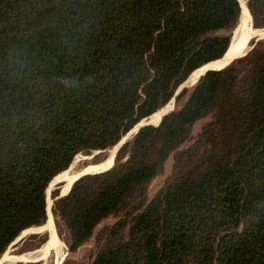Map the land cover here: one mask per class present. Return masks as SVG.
<instances>
[{
  "label": "trees",
  "instance_id": "16d2710c",
  "mask_svg": "<svg viewBox=\"0 0 264 264\" xmlns=\"http://www.w3.org/2000/svg\"><path fill=\"white\" fill-rule=\"evenodd\" d=\"M244 1L248 26L264 29V0ZM241 11L237 0H0V258L45 225V191L77 155L115 147L223 59L231 39L216 33ZM58 195L70 252L115 219L93 264H264V42Z\"/></svg>",
  "mask_w": 264,
  "mask_h": 264
},
{
  "label": "rangeland",
  "instance_id": "374dc122",
  "mask_svg": "<svg viewBox=\"0 0 264 264\" xmlns=\"http://www.w3.org/2000/svg\"><path fill=\"white\" fill-rule=\"evenodd\" d=\"M235 30L219 32V33H216V36H226V37H230L231 39ZM261 41L264 42V40H261ZM185 82H187L185 84L186 87L180 90L176 94V96L173 97L174 100L172 101L173 99L172 98L171 101L168 102L167 105L161 109L162 111L159 110L158 112H162V113L168 112V111L172 112V111L181 109V107L187 101L188 96L190 95L193 89L192 86L196 83V82L190 83L188 79ZM206 121H208V119L201 120L195 124L193 128V133H192L194 137L192 139H194L195 136L200 132L201 128L205 125ZM134 135H135V132L128 135L129 137L126 139V141L128 142L132 140ZM113 149L114 148H111V149H107V150L100 151L97 153H81L79 158L77 159V162L71 163L70 169L72 172H75L78 169L83 170V167L84 169H87L91 165L99 163L103 159H105V157H107L110 151ZM205 150L206 148L204 149V151ZM118 151L116 152V154L114 151V155H115V159L113 162L114 165H116V155ZM124 158L125 156H122V158L119 159V163H122L124 161ZM172 166H173V154H171L165 161L161 174H159L156 178H154L151 181L148 187V191H147V201L152 200L155 197V195L158 193V191L164 186L166 181L171 176ZM64 181L65 179H63L58 184H61V183L64 184ZM54 192H58V190H56V186L51 187L50 192H49V197L52 203H53L52 194ZM52 216H53V224H54L57 237L59 241H61V244H62V248L60 249V253L58 256L59 258L62 257V262L60 264H93L101 247L104 245L105 230L115 222V219L113 217L105 219L95 228L92 237L84 245L79 247L77 250L70 252L67 246V233L62 223L54 215L53 210H52ZM45 233H46L45 230H38V231H33L27 234H21L19 238L17 239V241H15V243L12 246L6 249L5 254L0 258L1 264L6 263L11 257L13 258H16L19 256L27 257L28 255H30V257H35L36 251L40 250V248H42L44 244H46L47 239H46ZM44 254H41L40 256L32 260L20 262L18 264H29V263L30 264H55V261H56L55 258H52L51 255H49L47 258V252H45Z\"/></svg>",
  "mask_w": 264,
  "mask_h": 264
},
{
  "label": "bare ground",
  "instance_id": "6f19581e",
  "mask_svg": "<svg viewBox=\"0 0 264 264\" xmlns=\"http://www.w3.org/2000/svg\"><path fill=\"white\" fill-rule=\"evenodd\" d=\"M242 3V11L240 14V19H239V24L237 26V29L235 30V32L232 35V39L230 40V49L228 50V52L225 54V56H223L220 61H217L213 64H210L209 66L203 67L198 69L197 71H195L193 73V75L188 79V81L190 83H195L197 81V79L206 71V70H210V69H220L223 66H225L227 63H229V61L231 59H233V57L237 56L238 54L241 53V49L243 47L244 44V36L249 34V32H252L254 38H258V39H264V29L262 30H256L253 31L251 30V26H250V17H249V26L247 24V7L246 5H244L245 3H243L242 0H238ZM239 2L240 6L241 3ZM247 24V31L244 30L245 26ZM188 82V83H189ZM187 82H185L184 84H186ZM162 111V110H161ZM169 112V111H168ZM167 112H158L157 114L143 120L140 122V124L146 123V124H152L151 122L155 119H158L160 117L163 116V114H165ZM160 119L158 120V123L160 121ZM154 123V122H153ZM157 123V124H158ZM156 124V125H157ZM137 127H135L130 134L134 133ZM129 137V136H128ZM127 137V138H128ZM116 147H114L113 150L110 151V153L108 154L107 157H105V159H103L101 162L96 163L94 165H91L90 167H88L87 169H80L77 172H72L69 170H66L62 173H60L59 175H57L48 185V189L46 191V212H47V221L45 223L44 226L40 227V228H34V229H30V230H26L24 231L22 234H27L33 231H38V230H45V235H46V244H44V246L42 248H40V250L36 251L35 253V257H30V255H28L27 257L24 256H19L16 258L11 257L6 263L4 264H18L20 262H24V261H28V260H32L34 258H37L38 256H40L41 254H44L45 252H47V258L49 255H51L52 258H55V264H60L62 262V257H58L59 253H60V249L62 248V244L61 241H59L55 228H54V224H53V216H52V208H51V199L49 197V192L51 187H53L54 185L60 183L63 179H65L64 184L62 187H60L59 191L61 192V194H65L68 189L70 188L71 184L82 174H89V173H97V172H101L104 170H107L108 168H110L113 165L114 162V151ZM80 154L77 155L74 160L73 163L77 162V159L79 158ZM71 167V166H70ZM65 246V245H64ZM5 254V253H4ZM3 254V255H4ZM2 255V256H3ZM45 255V254H44ZM5 258V257H4ZM64 258V257H63ZM53 263V262H52ZM1 264V261H0ZM30 264V263H29Z\"/></svg>",
  "mask_w": 264,
  "mask_h": 264
},
{
  "label": "water",
  "instance_id": "95a60500",
  "mask_svg": "<svg viewBox=\"0 0 264 264\" xmlns=\"http://www.w3.org/2000/svg\"><path fill=\"white\" fill-rule=\"evenodd\" d=\"M238 1V0H237ZM238 3H239V1H238ZM243 3H245V1L243 0ZM240 5V4H239ZM246 5V4H245ZM247 7V6H246ZM240 8H241V6H240ZM250 26H251V30H253V31H255V30H260V29H255V28H253V26H252V21H251V23H250ZM232 39V38H231ZM261 40H264V39H258V38H254V36H253V34H252V32H249V34H247V35H245L244 36V44H243V47H242V49H241V53L240 54H238L237 56H235V57H233V59H231L230 61H229V63H227L225 66H223L222 68H220V69H216V70H222V69H224V68H226L227 66H229L233 61H235V60H237V59H240V58H243V57H245L252 49H253V47H254V45L257 43V42H259V41H261ZM230 49V44H229V46H228V48H227V50L225 51V53H224V55L223 56H225V54L228 52V50ZM213 70H215V69H210V70H206L200 77H202L207 71H213ZM200 77L197 79V81H196V83L198 82V80L200 79ZM185 83V82H184ZM181 84L180 86H179V88L177 89V91H176V93L174 94V96H176V94L180 91V90H182V89H184L186 86H185V84ZM196 83L192 86V87H194L195 85H196ZM173 96V97H174ZM174 100V98L172 99V101ZM171 111H169V112H167V113H165V114H163V116H165L166 114H168V113H170ZM162 116V117H163ZM161 117V118H162ZM145 120V119H144ZM160 121H161V119H160ZM160 121H159V123H160ZM158 123V124H159ZM157 124V125H158ZM149 125H151V124H146V123H143V124H140V123H138L135 127H137L136 128V130H135V134L138 132V130L140 129V128H142V127H144V126H149ZM157 125H151V126H157ZM131 132V131H130ZM130 132H128L127 134H126V136H124L122 139H121V141L115 146V147H117L116 148V150H115V154H116V152L127 142L126 141V139H127V137H128V135H130ZM114 148V147H113ZM97 152H100V151H92V152H90V153H97ZM113 159H115V155H114V157H113ZM114 166V163H113V165L110 167V168H108L107 170H104V171H101V172H97V173H89V174H82L81 176H79L72 184H71V186H70V188L68 189V191L63 195V194H61V192L59 191V189H60V187H62L63 186V184L61 183V184H57V185H54V186H56V190H58V193H59V195H58V197H56L55 198V200H57V199H59V198H62V197H65L68 193H69V191H70V189L72 188V186H73V184L75 183V182H77L80 178H82V177H84V176H86V175H94V174H100V173H103V172H106V171H108L109 169H111L112 167ZM84 168V167H83ZM67 170H69V171H71V169H70V166H69V168L67 169ZM80 169H78L77 171H79ZM77 171H75V172H77ZM50 184V183H49ZM53 186V187H54ZM48 188V187H47ZM46 191H47V189H46ZM46 191H45V194H46ZM52 205V204H51ZM52 207V206H51ZM52 214V213H51ZM20 236V235H19ZM19 237H17L10 245H9V247L10 246H12L14 243H15V241H17V239H18ZM8 247V248H9Z\"/></svg>",
  "mask_w": 264,
  "mask_h": 264
}]
</instances>
